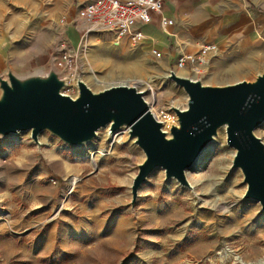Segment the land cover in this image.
I'll return each mask as SVG.
<instances>
[{
    "label": "rangeland",
    "instance_id": "rangeland-1",
    "mask_svg": "<svg viewBox=\"0 0 264 264\" xmlns=\"http://www.w3.org/2000/svg\"><path fill=\"white\" fill-rule=\"evenodd\" d=\"M85 1L0 0V78L62 71L54 63L66 51L73 74L63 93L76 96L77 79L93 91L119 83L154 105L184 107L185 90L167 76L173 57L107 31L80 35V22L69 20ZM204 67L203 84L252 81L264 73V37L224 45ZM123 130L99 127L78 144L47 128L39 144L28 129L0 135V264H264V209L243 196L224 124L184 171L192 189L155 166L135 197L130 185L144 152ZM253 132L264 143V119ZM95 149L102 154L92 157Z\"/></svg>",
    "mask_w": 264,
    "mask_h": 264
},
{
    "label": "water",
    "instance_id": "water-1",
    "mask_svg": "<svg viewBox=\"0 0 264 264\" xmlns=\"http://www.w3.org/2000/svg\"><path fill=\"white\" fill-rule=\"evenodd\" d=\"M167 76L187 94L184 107L171 106L177 124L168 134L135 86L114 84L93 91L77 79V94L72 97L61 91L64 78L50 69L25 81L12 74L0 78V135L28 129L36 141L38 132L47 128L63 141L78 144L94 138L106 124L109 133L125 126L144 152L130 185L135 197L155 166H161L166 177L188 185L185 169L224 124L226 141L235 148L231 166L241 169L246 182L243 196L257 199L264 209V143L253 132L264 119V73L252 81L223 85L203 84L173 70Z\"/></svg>",
    "mask_w": 264,
    "mask_h": 264
},
{
    "label": "built area",
    "instance_id": "built-area-1",
    "mask_svg": "<svg viewBox=\"0 0 264 264\" xmlns=\"http://www.w3.org/2000/svg\"><path fill=\"white\" fill-rule=\"evenodd\" d=\"M164 3L165 0H86L77 7L74 17L69 22H80L81 36H86L91 32L107 31L113 35L116 42L126 39L132 45H136L145 37L141 26L151 21L153 13L160 15L162 27L172 23V18L162 15ZM60 21L68 22L65 15L60 18ZM216 48L217 44L214 42H189L178 39L175 43L172 68L169 71L184 69L190 74V76L188 74L186 76L200 79L205 69L207 56ZM150 52L155 56L162 54L155 47H151ZM54 64L62 69L58 72L66 84L69 75L73 74L70 53L63 51ZM144 99L153 117L160 122V128L168 134L171 125L177 124V116L171 106L179 107L178 104L159 106L150 102L149 98L144 97ZM124 129L127 130L125 126ZM106 152L108 149H105ZM50 181L55 182L54 178H50Z\"/></svg>",
    "mask_w": 264,
    "mask_h": 264
},
{
    "label": "crops",
    "instance_id": "crops-1",
    "mask_svg": "<svg viewBox=\"0 0 264 264\" xmlns=\"http://www.w3.org/2000/svg\"><path fill=\"white\" fill-rule=\"evenodd\" d=\"M162 15L172 23L162 27L160 15L153 13L141 26L145 37L138 44L155 47L168 58H174L178 39L214 42L222 50L264 37V0H165Z\"/></svg>",
    "mask_w": 264,
    "mask_h": 264
},
{
    "label": "bare ground",
    "instance_id": "bare-ground-1",
    "mask_svg": "<svg viewBox=\"0 0 264 264\" xmlns=\"http://www.w3.org/2000/svg\"><path fill=\"white\" fill-rule=\"evenodd\" d=\"M97 79V78H96ZM121 83V82H120ZM119 84V83H118ZM180 107V106H179ZM104 127V126H103ZM105 127H108V124H106L105 125ZM104 129V128H103ZM126 131V130H125ZM97 132V131H96ZM112 134L114 133V131H112L111 132ZM116 133V132H115ZM114 135V134H113ZM114 138V137H113ZM130 138L134 141V137L133 136H130ZM110 139V138H109ZM115 139V138H114ZM113 139V140H114ZM121 139V138H120ZM112 140V141H113ZM116 140V139H115ZM121 141V140H120ZM37 144H39L40 143V140H39V136H37V140L35 141ZM36 144V145H37ZM102 150H101V152L99 151V150H97V149H95V150H93V152L92 153H90V155L93 157V155H94V153H99V154H102ZM104 153H105V151H104ZM94 158H91V163L93 162L94 163V160H93ZM197 159H198V157L194 160V162L192 163V165L197 161ZM77 179L76 178H73L72 180H71V183L72 184H74L75 183V181H76ZM187 188H189V189H192V186H191V184L189 183V181H188V185H185ZM261 263V262H260ZM257 264H259V263H257Z\"/></svg>",
    "mask_w": 264,
    "mask_h": 264
}]
</instances>
